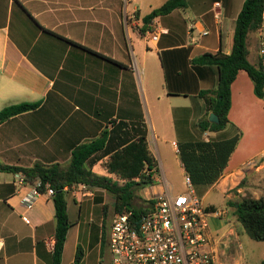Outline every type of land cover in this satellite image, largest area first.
<instances>
[{"label":"crops","instance_id":"obj_1","mask_svg":"<svg viewBox=\"0 0 264 264\" xmlns=\"http://www.w3.org/2000/svg\"><path fill=\"white\" fill-rule=\"evenodd\" d=\"M163 1L140 14L135 6L127 9L126 0H0V109L39 101L34 110L0 122V164H55L64 169L75 144L105 129L106 144L112 149L97 153L86 165L96 174L108 175L102 162L117 144L129 141L142 128L156 171L153 150L161 171L148 187L154 194H171L164 144L170 145L183 173L172 146L178 143L175 128L195 121L188 110L203 113L198 91L216 84V68L192 64L191 59L203 52L229 53L243 0H186L184 8L140 25L142 16ZM150 31L158 32L154 42L148 39ZM252 94L249 77L238 70L229 85V108L235 101L245 121L236 127L239 138L221 175L209 185L223 194L225 202L230 194L235 196L233 191L247 190L253 197L264 194V139L253 130L250 110L243 105ZM19 173L0 170V264H50L51 249L45 244L46 239L52 241L54 227L50 196L41 194L24 205L21 198L29 186L16 183ZM242 180L244 185L239 184ZM81 190L65 191L79 213L74 252L66 250L69 227L59 264L84 262L80 226L94 197L86 188L87 192ZM70 207L65 200L67 218ZM210 218L216 235L214 229L222 224L218 217ZM226 231L231 233V227ZM101 259L97 264H103Z\"/></svg>","mask_w":264,"mask_h":264},{"label":"trees","instance_id":"obj_2","mask_svg":"<svg viewBox=\"0 0 264 264\" xmlns=\"http://www.w3.org/2000/svg\"><path fill=\"white\" fill-rule=\"evenodd\" d=\"M186 0H164L159 6L151 9L142 16L143 27L159 15H164L177 8H184ZM263 0H243L235 17L229 53L203 52L191 59L192 64L214 66L217 71L216 84L213 89L198 91V97L203 100V113L195 119L193 126L199 135L205 131L222 132L224 137L199 139L177 143V157L188 175L191 184L207 185L214 183L221 175L227 160L233 151L239 131L228 135L225 132L228 124L227 111L229 108V85L238 70H244L252 83L253 93L264 97V75L261 74L257 61L247 60L246 37L255 31L259 21V13ZM144 32L143 29L140 30ZM39 101H22L5 105L0 109V122L23 112L34 110ZM213 113L217 122L208 120V114ZM142 126V123H141ZM107 131L101 130L95 137L75 144L69 153L68 164L64 169L55 164L45 166L33 164L28 167L0 164V170L20 172L27 183L39 181L47 184L53 193L50 195L54 227L52 233V249L50 264H59L63 242L69 221L66 215L65 199L62 187L75 183H82L88 187H96L108 191L113 195V212L130 210L134 216L146 211L142 205H133L134 190L153 184L156 172L155 160L150 153L143 129H139L132 139L119 143L102 162L103 168L109 175H99L87 167L86 162L92 161L97 153L111 150L106 144ZM120 180L121 182H118ZM241 184V181L240 183ZM40 190L43 191L41 185ZM237 196L227 200L232 207L235 218L245 228L248 236L256 241H264V194L257 197ZM104 212L105 205L102 204ZM208 209H211L209 206ZM79 248L76 249L75 259H78ZM258 264H264V258Z\"/></svg>","mask_w":264,"mask_h":264},{"label":"built area","instance_id":"obj_3","mask_svg":"<svg viewBox=\"0 0 264 264\" xmlns=\"http://www.w3.org/2000/svg\"><path fill=\"white\" fill-rule=\"evenodd\" d=\"M217 5L215 2L214 6ZM214 17H217L216 13ZM254 32L257 66L264 75V0ZM205 33L203 31L201 34ZM157 38V31L149 32L150 41L154 42ZM172 146L177 151L175 142H172ZM15 181L18 185L29 186L28 194L21 198V202L27 206L39 195L50 196L53 193L46 183H27L21 173L15 175ZM182 181L185 191L153 194L143 205L146 211L139 216H134L130 210L113 213L107 236L111 255L109 264H220L218 239L212 233L209 218L220 217L225 211L208 209L203 205L193 194L190 179L184 171ZM41 185L43 191L40 190ZM75 187L77 191L86 188L82 183H75L64 185L62 189L68 191ZM45 244L52 249L50 239H46ZM2 245L0 239V251Z\"/></svg>","mask_w":264,"mask_h":264},{"label":"rangeland","instance_id":"obj_4","mask_svg":"<svg viewBox=\"0 0 264 264\" xmlns=\"http://www.w3.org/2000/svg\"><path fill=\"white\" fill-rule=\"evenodd\" d=\"M163 0H126V8L129 9L131 6L137 7L140 14L146 12L149 8L158 5ZM140 25H143L142 20H140ZM247 45V60L251 63L256 62V35L255 32H249L246 37ZM238 79V78H237ZM257 97L254 93L250 99H247L243 105L249 108L252 117L249 118L250 124L253 126V130L257 132L258 137L264 139V97H260V102L255 99ZM201 98V97H199ZM202 100V98H201ZM203 101V100H202ZM239 105L232 102L231 108L227 113L228 124L226 125L225 132L228 135L235 134L238 132L236 128L239 123L245 121V118L239 112ZM190 120L192 117L195 119L202 114L199 113V109L188 110ZM142 123V122H141ZM184 124V123H183ZM143 125V123H142ZM178 131L177 139L178 143L184 141H194V140H207L212 138L224 137L222 132H213L212 135L200 134L193 126L192 121H189L187 127L181 125V127L175 128ZM151 139V138H150ZM152 140V139H151ZM180 140V141H179ZM153 145V144H151ZM153 154L157 161V171L156 176H160V167L158 164L157 155L153 150ZM164 154L170 161L169 167L170 172L167 174V179L170 182L169 192L171 194H176L185 191L184 184L182 181V172L177 166L176 156L170 149L169 144H164ZM162 157V153L160 154ZM100 168V167H99ZM101 169V168H100ZM109 175V174H108ZM112 179L116 177L114 175H109ZM264 176V175H263ZM161 179V177H159ZM118 182H121L118 180ZM244 180H242L241 185H244ZM193 194L198 197L203 205L208 206L209 204L216 206L217 209H224L225 213L218 217L219 223L222 225L216 227L214 232L217 235L218 245L217 251L219 255L220 264H258L259 261L264 258V241H256L251 239L245 228L240 224V222L235 218L232 212V207L225 202L223 194H221L217 189L209 187L207 185H195L191 184ZM91 194L89 196L94 197L93 204L90 206L89 213L82 215L81 234H84L85 239L80 236L78 243L81 247L82 254H85L84 262L82 264H97L99 258L103 260V264L110 262V252L107 246V236L108 228L110 224L111 217L113 215V195L105 190L96 187H86ZM152 187H138L134 190V195L132 199L133 205H144L146 200L150 198L154 193L151 191ZM85 190H81L84 192ZM258 192V191H256ZM241 196H252L247 190L239 193ZM64 199L70 204L68 220L70 227L67 234L66 250H72L74 252V245L72 247V242L74 241V224L77 222V203L70 199L69 192L63 193ZM237 196L230 194L227 200H232ZM226 200V201H227ZM102 204L105 205L103 212ZM211 221L212 219L209 218ZM228 226L231 227L232 232L227 233L226 229ZM80 251V250H79ZM237 259V262H236Z\"/></svg>","mask_w":264,"mask_h":264},{"label":"water","instance_id":"obj_5","mask_svg":"<svg viewBox=\"0 0 264 264\" xmlns=\"http://www.w3.org/2000/svg\"><path fill=\"white\" fill-rule=\"evenodd\" d=\"M208 120L213 123H216L218 121L216 115L213 113L208 114Z\"/></svg>","mask_w":264,"mask_h":264}]
</instances>
